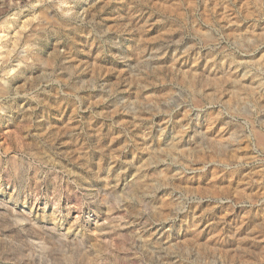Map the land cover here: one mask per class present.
<instances>
[{"label": "rangeland", "instance_id": "obj_1", "mask_svg": "<svg viewBox=\"0 0 264 264\" xmlns=\"http://www.w3.org/2000/svg\"><path fill=\"white\" fill-rule=\"evenodd\" d=\"M0 264H264V0H0Z\"/></svg>", "mask_w": 264, "mask_h": 264}]
</instances>
